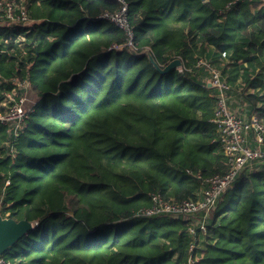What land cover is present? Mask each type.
I'll return each mask as SVG.
<instances>
[{
  "label": "trees",
  "instance_id": "16d2710c",
  "mask_svg": "<svg viewBox=\"0 0 264 264\" xmlns=\"http://www.w3.org/2000/svg\"><path fill=\"white\" fill-rule=\"evenodd\" d=\"M25 1L32 24L0 27V99L14 78L28 77L34 110L11 137L16 150L6 155L9 146L0 144V192L10 179L6 210L34 228L3 257L13 264H188L190 256L195 264H264L262 169L241 172L220 195L206 233L189 232L194 216L136 214L152 193L190 199L204 178L227 168L210 121L215 98L198 79L197 58L213 46L264 67V0H125L132 37L99 18L120 10V0ZM83 21L94 24L78 32ZM145 49L162 67L177 57L182 64L161 73ZM263 79L243 92L264 122V95L252 92ZM8 138L0 125V140Z\"/></svg>",
  "mask_w": 264,
  "mask_h": 264
},
{
  "label": "built area",
  "instance_id": "2783aa9c",
  "mask_svg": "<svg viewBox=\"0 0 264 264\" xmlns=\"http://www.w3.org/2000/svg\"><path fill=\"white\" fill-rule=\"evenodd\" d=\"M120 1L122 4L120 10L116 13H104L99 18L114 22L132 37L128 19V3L125 0ZM32 22L22 0H0V27L19 24L23 28L31 25ZM25 39L23 32L18 33L17 42L24 53ZM197 68L208 69V87L211 88V96L215 98L214 114L210 121L217 128L220 142L224 147L227 168L221 173L204 178L202 189L193 198L182 201L165 200L155 192L151 194L152 204L141 208L136 213L142 216L166 215L175 219L181 216H194L189 226V232L194 236L198 232L206 233L211 213L220 195L234 184L241 172L253 169L264 170V122L253 111L251 102L245 97L242 88L230 83L222 70L207 57L197 58ZM30 86L31 80L28 77L14 78L11 90L5 91L0 100V107H2L0 125L6 127L9 135L8 139L0 140L1 145L9 146L6 155L16 150L11 137L22 130L34 110V95ZM9 184L10 179H7L0 192V212L3 216H9V211L6 213L2 211L9 206V202L5 201L6 186ZM193 247L194 244H191L190 248ZM196 260V257L190 256L188 264H195ZM0 264L13 263L2 255Z\"/></svg>",
  "mask_w": 264,
  "mask_h": 264
},
{
  "label": "crops",
  "instance_id": "0c3cea01",
  "mask_svg": "<svg viewBox=\"0 0 264 264\" xmlns=\"http://www.w3.org/2000/svg\"><path fill=\"white\" fill-rule=\"evenodd\" d=\"M205 2H208V0H206ZM87 26H88L87 21H83L82 25L78 28V32L79 30L80 32L83 31L84 29L87 28ZM52 37L53 36L49 33L46 39H49ZM239 37L241 38L242 36L240 35ZM240 43H244V38L240 39ZM207 52L213 53L211 57L208 55V53H206L207 58L210 61H212L213 64H216V66H218L222 70L223 74L228 80H229V77L230 78L234 77L233 81L229 80L230 83H232L236 87L242 88V91H244L243 90L244 85L246 86V84L250 82L251 79L253 80V79L258 78V76L262 77L264 75V67L262 65H260L259 63H252L250 61H244L242 58L236 60L234 58L232 51H228L225 53H222V52L219 53V52H216L213 46H210ZM213 56H219V59L222 61L221 65H219V63L214 62ZM262 83L263 84L258 85L254 90H252V92L256 93L259 97L264 95V81H262ZM259 102L260 103H258V106H260L263 103L261 100Z\"/></svg>",
  "mask_w": 264,
  "mask_h": 264
},
{
  "label": "water",
  "instance_id": "95a60500",
  "mask_svg": "<svg viewBox=\"0 0 264 264\" xmlns=\"http://www.w3.org/2000/svg\"><path fill=\"white\" fill-rule=\"evenodd\" d=\"M145 52L148 54V57L157 70L161 73H167L182 64L181 59L177 57L171 60L166 66L162 67L158 64L150 49H145ZM33 228L34 224L28 218L17 220L11 216H3L0 212V256Z\"/></svg>",
  "mask_w": 264,
  "mask_h": 264
},
{
  "label": "rangeland",
  "instance_id": "374dc122",
  "mask_svg": "<svg viewBox=\"0 0 264 264\" xmlns=\"http://www.w3.org/2000/svg\"><path fill=\"white\" fill-rule=\"evenodd\" d=\"M204 1H206V0H204ZM22 2L23 3H26V1L25 0H22ZM91 22V21H90ZM89 23V22H88ZM90 25H93L94 24V22H91V23H89ZM200 57H207L205 54H201L200 55ZM214 57V62L215 63H219V65H221V63H222V61L219 59V56H213ZM216 60V61H215ZM212 62V61H211ZM216 65V64H215ZM197 71H200V73H199V75H201V76H199L198 77V79L201 81V83H204L205 82V84H206V82H207V84H208V79H209V74H208V69H205V68H198V70ZM197 82H199L198 80H197V77H195L194 78ZM34 95V94H33ZM35 98V97H34ZM34 98H33V100H34ZM3 210L5 211V213L7 212V211H9L8 209L6 210V208H3ZM9 216H10V211H9Z\"/></svg>",
  "mask_w": 264,
  "mask_h": 264
}]
</instances>
